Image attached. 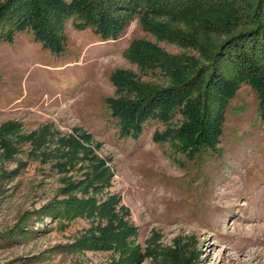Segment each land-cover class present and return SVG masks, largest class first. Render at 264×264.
<instances>
[{"label": "rangeland", "instance_id": "1", "mask_svg": "<svg viewBox=\"0 0 264 264\" xmlns=\"http://www.w3.org/2000/svg\"><path fill=\"white\" fill-rule=\"evenodd\" d=\"M78 22L76 15L63 22L61 53L29 29L6 39L13 26L0 23V127L9 125L16 147L7 154L0 146V264H264V114L256 90L241 83L229 99L214 148L189 153L173 136L155 139L185 121L177 111L168 122L146 120L137 138L122 137L106 101L116 91L111 74L169 81L128 58L131 42L146 38L172 54L185 49L136 18L116 39ZM92 155L111 173L92 196H118L116 210L135 229L130 242L144 253L139 259L78 242L95 219L65 200L102 186L85 187Z\"/></svg>", "mask_w": 264, "mask_h": 264}, {"label": "trees", "instance_id": "2", "mask_svg": "<svg viewBox=\"0 0 264 264\" xmlns=\"http://www.w3.org/2000/svg\"><path fill=\"white\" fill-rule=\"evenodd\" d=\"M71 15L79 20L77 26L91 27L102 39H116L136 18L157 39L185 49L172 54L146 38L131 42L128 58L140 70L160 71L169 81L157 85L123 70L111 74L116 91L106 101L122 137L137 138L146 120L168 122L177 111L185 121L178 129L155 132L154 138L173 136L189 153L214 148L227 103L241 83L256 90L258 111L264 114V0H0V23L13 26L5 38L29 29L53 53L64 50L62 26ZM9 129V125L0 127V146L12 154L16 147L8 138ZM68 144L76 151L83 148L72 137ZM91 160L85 187L96 180L102 186H89L93 191L87 198L65 200L67 207L78 206L95 219L78 242L86 248L119 250L129 261L139 259L144 253L130 242L135 229L116 210L118 196L104 200L92 196L109 184L111 173L98 156L92 155Z\"/></svg>", "mask_w": 264, "mask_h": 264}]
</instances>
